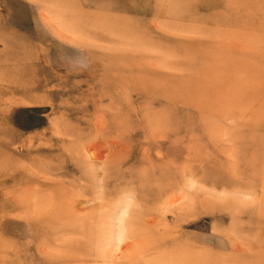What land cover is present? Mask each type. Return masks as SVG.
<instances>
[{"label":"rangeland","instance_id":"obj_1","mask_svg":"<svg viewBox=\"0 0 264 264\" xmlns=\"http://www.w3.org/2000/svg\"><path fill=\"white\" fill-rule=\"evenodd\" d=\"M68 1L0 0V264H264V0Z\"/></svg>","mask_w":264,"mask_h":264},{"label":"bare ground","instance_id":"obj_2","mask_svg":"<svg viewBox=\"0 0 264 264\" xmlns=\"http://www.w3.org/2000/svg\"><path fill=\"white\" fill-rule=\"evenodd\" d=\"M61 1H63L65 4H67V7H69V3L68 2H71V1H68V0H61ZM104 20V19H103ZM85 148V147H84ZM100 166V165H99ZM98 166V167H99ZM170 200V199H169ZM10 205V207H13L14 209H16V207L18 206V203L17 202H13L12 204H9ZM80 206V205H79ZM120 219V218H119ZM129 243V242H128ZM125 246H127V245H125ZM131 247V246H130ZM96 250V249H95ZM121 250V249H120ZM122 251V250H121ZM121 253V252H120ZM197 254H195V253H191L190 254V251L189 252H180V251H178V253H177V255L176 256H174L171 260H170V262H171V264H192V263H194V261H192L191 259L193 258L195 261H197L199 264H201V259H199V260H197V259H195V256H196ZM204 263V262H203Z\"/></svg>","mask_w":264,"mask_h":264}]
</instances>
